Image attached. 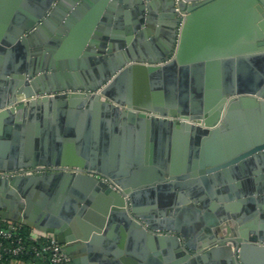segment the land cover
<instances>
[{
	"label": "water",
	"instance_id": "1",
	"mask_svg": "<svg viewBox=\"0 0 264 264\" xmlns=\"http://www.w3.org/2000/svg\"><path fill=\"white\" fill-rule=\"evenodd\" d=\"M18 25L0 30V58L6 56L0 61V219L51 234L73 264L100 250L116 224L165 252L166 264H264V224L252 219L264 195L235 194L230 184L244 179L242 168L264 171V135L253 133L239 141L244 145L216 144L228 135L233 110H264V0H38L27 24ZM154 43H165L158 56ZM144 63L147 71L164 75L155 86L165 89L166 100L162 94L121 95L123 80L144 72ZM100 89L99 95L84 93ZM68 90L78 93L46 96ZM103 97L143 105L125 111L131 123L182 127L203 139L201 156L192 154L188 166L142 180L146 197L176 190L161 195L173 199L162 215L180 218L197 206L190 200L209 208L213 213L197 232L182 219H153L137 205L144 194L124 188L109 163H86L60 147L50 152L23 130L28 117L44 118L52 106L69 114L86 106L117 109ZM36 167L53 171L16 174Z\"/></svg>",
	"mask_w": 264,
	"mask_h": 264
},
{
	"label": "crops",
	"instance_id": "2",
	"mask_svg": "<svg viewBox=\"0 0 264 264\" xmlns=\"http://www.w3.org/2000/svg\"><path fill=\"white\" fill-rule=\"evenodd\" d=\"M37 1L0 0V30L2 26L5 27L4 25H7L9 27L5 31L11 32V30L17 29L18 24H21V26L27 24L28 16L37 8ZM164 44L154 43L152 45L153 54L160 55ZM69 54L71 55V52ZM69 57L64 56L65 60L69 59ZM72 57L74 55L70 58ZM16 58L15 55L10 56L9 62L12 60L15 62ZM0 61L6 62V56L1 57ZM142 65L145 68L149 67L147 63ZM259 68L263 71V62L260 63ZM144 70V72L133 73L123 80L127 84L126 88L123 89L122 87L120 89L123 98L125 100L129 97L146 98L149 96L152 98L154 94L157 97L158 94H162L166 100L165 89L155 86L160 79L164 80V75L162 74L158 77L155 73L147 71V68ZM257 72L260 73L259 70ZM7 79L9 80V78ZM249 97L256 96L252 95ZM102 101L112 103L117 109H105L101 105L98 107L86 106L85 108H75L71 111L72 114H69L70 110L52 106L48 109L46 112L47 116L44 118H42V114L39 116L38 113H36L34 121H30L28 117L23 130L26 132L30 131L32 134L35 133L38 137L36 138L38 142L46 146L50 152L56 151L60 147V150H63L66 154L78 157L86 163L95 162L100 165L109 163L110 167H114L115 171L121 174L119 179L121 182L123 181L124 188L131 192L144 194V198L137 200V205L143 210L147 209L152 212L153 219H182L186 227L193 226L195 232H197L196 227L205 224L207 215L213 213L209 208L205 209L202 207V202L196 204L190 200L188 205L197 206L191 207L189 211L182 213L180 218H178L180 214L170 216L166 215V213L162 215L163 211L167 210L168 212L171 208L169 205H173V199L161 197V195L176 190L162 188L157 193L155 192L157 196L154 199L150 196L146 197V194L149 193V188L144 183L142 184V180L156 177L157 171H161L164 168L183 169L186 165L188 166L194 154L201 156L205 145L203 139L193 137L192 131H186L182 127L176 128L171 125L153 123L142 125L138 122H129L123 114L126 113L125 111L133 110L135 107L144 109L145 107L141 104V106L133 104L132 106L128 104L121 105L110 102L106 97H103ZM258 101H261L260 98H258ZM66 111L67 115H63V112L66 113ZM231 114L232 117L227 128L229 130L228 135L217 141V146L226 148L244 145L246 141L239 143L241 139H245L253 133L264 135V110L260 106H243L240 109L233 110ZM174 119L177 120L176 118ZM192 154L193 156L191 157ZM180 172L182 175L184 174L183 170ZM185 172L187 173L186 170ZM242 173H244V179H234L230 182L231 186L235 188L233 189L235 194L264 195V171L258 172L257 169L247 171L246 168H242ZM258 176L260 178L259 181L248 182ZM162 185L165 186L164 184ZM259 197L261 198V196H256V199H260ZM260 204L262 205L258 204V216L252 218L254 221L256 220L259 226L264 224L263 211L260 210V207L264 208L262 199H260ZM90 210H93V208ZM242 213L245 214L248 220L250 214L247 212ZM238 218L241 219L242 217L238 216ZM79 219V221H76L78 224H76L81 226L85 218ZM30 228L31 233L36 237L51 235L40 228L36 229L31 226ZM78 245L82 247L80 244ZM98 246L100 250L82 255L81 264H159V261L162 264H166L167 255L165 252H159L150 241H144L137 234L131 233L130 228L125 227L124 224H116L111 229V233L104 236L101 245Z\"/></svg>",
	"mask_w": 264,
	"mask_h": 264
},
{
	"label": "built area",
	"instance_id": "3",
	"mask_svg": "<svg viewBox=\"0 0 264 264\" xmlns=\"http://www.w3.org/2000/svg\"><path fill=\"white\" fill-rule=\"evenodd\" d=\"M101 89L97 91L84 92L94 96L101 94ZM78 93L68 90L62 93H51L46 96L55 97L56 95H70ZM42 95L36 98H42ZM178 120V119H177ZM198 125L197 123L193 122ZM44 167L20 170L16 174L27 176L41 174ZM51 169V168H49ZM0 224V264H73L71 259L65 254L61 245L53 236H34L31 233L33 243L26 245V239L21 235L22 224L14 221L1 220Z\"/></svg>",
	"mask_w": 264,
	"mask_h": 264
},
{
	"label": "trees",
	"instance_id": "4",
	"mask_svg": "<svg viewBox=\"0 0 264 264\" xmlns=\"http://www.w3.org/2000/svg\"><path fill=\"white\" fill-rule=\"evenodd\" d=\"M0 224H3V222L0 220ZM21 235L26 239V245H30L33 243L31 239V228L28 226H22Z\"/></svg>",
	"mask_w": 264,
	"mask_h": 264
},
{
	"label": "flooded vegetation",
	"instance_id": "5",
	"mask_svg": "<svg viewBox=\"0 0 264 264\" xmlns=\"http://www.w3.org/2000/svg\"><path fill=\"white\" fill-rule=\"evenodd\" d=\"M43 172L42 173H48V172H52L53 171V169H49V168H47V167H44L43 168ZM251 196L252 195V197H256V196H258V195H256V194H248V196ZM158 233H160V232H158Z\"/></svg>",
	"mask_w": 264,
	"mask_h": 264
}]
</instances>
